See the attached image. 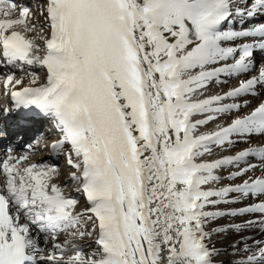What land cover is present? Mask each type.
<instances>
[{"label": "snow or ice", "instance_id": "snow-or-ice-1", "mask_svg": "<svg viewBox=\"0 0 264 264\" xmlns=\"http://www.w3.org/2000/svg\"><path fill=\"white\" fill-rule=\"evenodd\" d=\"M37 12L0 0V139L13 113L49 120L59 138L44 147L71 171L58 183L59 165L32 159L43 133L5 148L0 264H264V100L238 114L264 94V0ZM237 18L259 22L227 27ZM229 233L230 252L211 242Z\"/></svg>", "mask_w": 264, "mask_h": 264}, {"label": "bare ground", "instance_id": "bare-ground-1", "mask_svg": "<svg viewBox=\"0 0 264 264\" xmlns=\"http://www.w3.org/2000/svg\"><path fill=\"white\" fill-rule=\"evenodd\" d=\"M15 2H17L18 4H23V5L29 6L33 12L37 13V16H38L37 5L39 3H41V0H15ZM241 20H242V18H237V22L235 25H228L227 27H234L235 29L239 30L241 27L248 28V27L252 26L254 23L259 22V21H255V22L254 21H248V22L242 23ZM260 20H264V17H261ZM39 22L43 23L42 17H39ZM6 70L7 69L0 68V72H4ZM34 71H36L41 76V79L44 78V75H45L44 71L40 70L39 68L34 69ZM252 74H255V73L253 72V73H250L249 75H252ZM16 75L20 76L21 73L19 71H17ZM24 79H25V83H27L28 77L25 76ZM235 85H236V80L233 79L229 83L224 84L222 86H214L212 91L213 92H219L221 90L226 91L228 88L233 87ZM5 99H6V97L3 95V87H2V84H0V105H2V103L5 101ZM261 100H264V94H262L258 97H249L248 106L247 107L242 106L240 109V112L238 114H240V115L247 114L255 106H257V104ZM224 122L226 123V122H230V121H224ZM42 123H45L46 129H50L46 134L43 133L45 139H50L52 137L53 138H59V133L53 128L50 121L45 120L44 118H41V117L25 116L23 112L13 113L11 115L10 119H7L6 121H4L5 129L8 133V135H7L5 141L0 142V159H2L4 154H5L2 149H5L10 143L15 144L17 146L18 152H23L25 149L20 148V143L21 142H25V143L31 142L32 139H30L29 135L32 132L37 134V136H39L41 133L38 134V132H39L40 125ZM17 137H22L23 139L18 141ZM261 142H264V137H252V143L253 144H260ZM41 144H44V143L39 144V146L36 148L35 154L32 156V159L36 162H40L41 160H44V161L48 162L49 164L59 165L60 171H61V177H60V181H57V182L59 183V182L64 181L67 178L69 172L71 171L69 166L66 164L65 157L63 155L53 153L48 148L44 149V150H40L39 147ZM239 147L243 148V147H247V145L241 144V145H239ZM224 154H228V153H224ZM68 186H72V187H71V189L68 188L67 191H69L71 193V195L76 196L78 199H80L81 205L84 206L83 196L78 195L74 191L75 186L71 182L68 183ZM221 207H226V206L222 205ZM229 222L230 221L227 218L220 219V220H217V221L210 223L208 225V228L211 229L213 227H216L217 225H223V224H226ZM227 237L228 238L225 239L226 241L218 244V243H215V241L217 239L219 240V238H221V237L217 236V235H213L211 242L213 244H215V246L217 248H220V247H225V245H230L233 242V240L236 239V237L234 235H232L231 233H229L227 235ZM88 250H86V251H88ZM225 257H227V256L222 255L221 257H219V259H222V258L224 259Z\"/></svg>", "mask_w": 264, "mask_h": 264}, {"label": "rangeland", "instance_id": "rangeland-1", "mask_svg": "<svg viewBox=\"0 0 264 264\" xmlns=\"http://www.w3.org/2000/svg\"><path fill=\"white\" fill-rule=\"evenodd\" d=\"M5 140H6V138L3 139V140L0 139V142H1V141H5ZM25 144H26V143H25ZM20 148H22V147L20 146ZM3 152L5 153L4 150H3ZM59 167H60V166H59ZM71 187H72V186H68L69 189H71ZM68 188H67V189H68ZM81 206H82V205H81ZM82 207H83V206H82ZM220 237H221V238H219V240L217 239V240L215 241V243H218V244H219V243H221V242L226 241L225 239L228 238V237H225V236H223V235L220 236ZM220 240H221V241H220ZM224 248H229V252L231 251L229 245H225V247H220L219 249H224ZM86 250H88V249L86 248L85 251H86ZM225 256H227V257H225L224 259L222 258L223 260H229V259H233V258H234V257H232L231 255H225Z\"/></svg>", "mask_w": 264, "mask_h": 264}]
</instances>
